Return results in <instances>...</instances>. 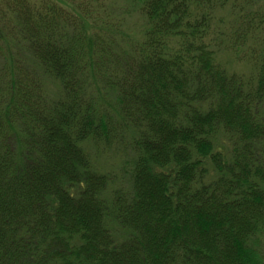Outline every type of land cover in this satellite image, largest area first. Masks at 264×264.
<instances>
[{"label": "trees", "instance_id": "1", "mask_svg": "<svg viewBox=\"0 0 264 264\" xmlns=\"http://www.w3.org/2000/svg\"><path fill=\"white\" fill-rule=\"evenodd\" d=\"M0 264H264V0H0Z\"/></svg>", "mask_w": 264, "mask_h": 264}]
</instances>
